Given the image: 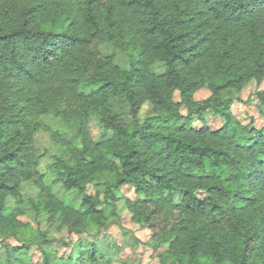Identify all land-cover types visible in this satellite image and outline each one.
<instances>
[{"label":"trees","instance_id":"1","mask_svg":"<svg viewBox=\"0 0 264 264\" xmlns=\"http://www.w3.org/2000/svg\"><path fill=\"white\" fill-rule=\"evenodd\" d=\"M263 76L264 0H4L0 264H34L35 247L40 264L120 263L101 235L122 202L169 244L161 264H264V126L232 112ZM206 111L220 130L188 122ZM43 131L57 153L37 149ZM64 231L81 236L67 256L54 246Z\"/></svg>","mask_w":264,"mask_h":264},{"label":"rangeland","instance_id":"2","mask_svg":"<svg viewBox=\"0 0 264 264\" xmlns=\"http://www.w3.org/2000/svg\"><path fill=\"white\" fill-rule=\"evenodd\" d=\"M4 0H0L2 4ZM109 50V49H107ZM105 53V49L103 50ZM264 91V76L261 80L253 79L250 83L243 85L237 93L234 95L243 99L244 103L235 101L232 106V112L235 117L242 122L243 125L251 126L253 128H261L264 126V118L259 108L260 102L257 100V92ZM212 95L208 86L197 90L193 95V100L196 102H202L207 100ZM234 96L233 94H231ZM229 99H233L230 95H225ZM176 103L181 101L180 93L177 92L174 96ZM247 102V103H246ZM182 115L186 118L188 115L187 108L181 110ZM154 114L153 105L146 101L142 104L139 117L141 120H145ZM188 122L195 128H208L211 131L220 130L224 126V119L211 111H206L202 114V117H192ZM89 132L94 140H98L102 128L96 118H91L89 121ZM36 147L41 152H44L46 148L51 151V154L58 152V148L54 146L53 141L49 133L41 132L37 135ZM122 193L126 197L137 200L135 190L130 186L122 188ZM124 202L120 204V220L111 224L110 228L101 235H108V239L112 244L118 246V259L120 263L115 264H161L159 257L163 255L169 248V244L164 242L160 243L153 239V232L147 225L138 224L130 210L123 207ZM23 221H28L26 217L22 218ZM81 236L76 234H70L67 231L62 232L59 238H63L61 242H56L54 246L59 250L61 256H67L72 251V247L63 246V242L74 240L79 241ZM84 237V236H83ZM92 239V238H91ZM10 247H19L20 244L15 240L6 241V244ZM0 252L4 253L3 245L0 243ZM31 261L34 264H40L42 262V255L40 251L35 247L30 251ZM3 259V256H0ZM4 260V259H3Z\"/></svg>","mask_w":264,"mask_h":264}]
</instances>
